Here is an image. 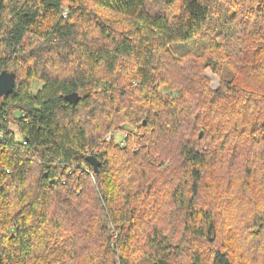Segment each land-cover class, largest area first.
I'll list each match as a JSON object with an SVG mask.
<instances>
[{
	"label": "trees",
	"instance_id": "trees-1",
	"mask_svg": "<svg viewBox=\"0 0 264 264\" xmlns=\"http://www.w3.org/2000/svg\"><path fill=\"white\" fill-rule=\"evenodd\" d=\"M4 2L0 264H264V0Z\"/></svg>",
	"mask_w": 264,
	"mask_h": 264
},
{
	"label": "rangeland",
	"instance_id": "rangeland-1",
	"mask_svg": "<svg viewBox=\"0 0 264 264\" xmlns=\"http://www.w3.org/2000/svg\"><path fill=\"white\" fill-rule=\"evenodd\" d=\"M6 7H10L13 8L16 5H19L21 3H23L24 0H4ZM10 16H13V14H11V12L9 13ZM215 39V38H214ZM21 55L16 56L15 57V64H13L10 68V71L15 72L13 70L16 69V66H18L16 63H19V66L25 65L24 70L27 66L26 62L24 61V59L21 57ZM48 57V56H46ZM31 60H27L28 64H33L32 62H30ZM59 61H57L58 63ZM66 66H64L62 63H60L59 65V69L58 70H54L53 68L49 67L48 69L50 70L51 73H53L54 75H56V71L60 72V76L64 77L67 76L65 72H68L67 70H65ZM23 70V71H24ZM65 70V72H64ZM222 75L223 77L226 78H231L232 77V70L228 67V65H224L222 67ZM206 75L209 78L210 82H211V86L213 89H218L220 88V77L214 73H212L210 70L206 71ZM43 83L40 80H35L32 83V87H31V91L33 94H37L40 89L42 88ZM80 97H83V93L79 92ZM20 114L17 113V116H19ZM122 132H124V134L122 132H118L115 134V140L117 141V143L122 145V142L124 139H126V137H124L125 134H127V132L133 131L132 127L128 126V125H124L121 128ZM200 136H203V131L200 132ZM125 146V145H124Z\"/></svg>",
	"mask_w": 264,
	"mask_h": 264
},
{
	"label": "water",
	"instance_id": "water-1",
	"mask_svg": "<svg viewBox=\"0 0 264 264\" xmlns=\"http://www.w3.org/2000/svg\"><path fill=\"white\" fill-rule=\"evenodd\" d=\"M16 80V74L10 70H4L0 73V101L14 92ZM80 99L81 97L78 92H74L66 96V100L70 104H77ZM86 160L92 166L95 173L100 172L102 163L96 156L89 155Z\"/></svg>",
	"mask_w": 264,
	"mask_h": 264
},
{
	"label": "built area",
	"instance_id": "built-area-1",
	"mask_svg": "<svg viewBox=\"0 0 264 264\" xmlns=\"http://www.w3.org/2000/svg\"><path fill=\"white\" fill-rule=\"evenodd\" d=\"M123 133V132H122ZM124 134V133H123ZM127 136V134H125L124 135V137H126ZM110 138H111V136H109L108 138H107V140H110ZM0 142H3V138H2V135H1V133H0ZM125 145V139L123 140V142H122V146H124ZM94 153H97L96 152V150H94ZM91 156H94V155H91Z\"/></svg>",
	"mask_w": 264,
	"mask_h": 264
},
{
	"label": "clouds",
	"instance_id": "clouds-1",
	"mask_svg": "<svg viewBox=\"0 0 264 264\" xmlns=\"http://www.w3.org/2000/svg\"><path fill=\"white\" fill-rule=\"evenodd\" d=\"M124 133V132H123Z\"/></svg>",
	"mask_w": 264,
	"mask_h": 264
}]
</instances>
